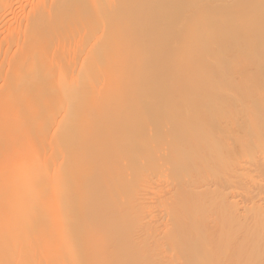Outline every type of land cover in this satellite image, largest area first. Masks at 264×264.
Wrapping results in <instances>:
<instances>
[{"label":"bare ground","instance_id":"6f19581e","mask_svg":"<svg viewBox=\"0 0 264 264\" xmlns=\"http://www.w3.org/2000/svg\"><path fill=\"white\" fill-rule=\"evenodd\" d=\"M264 0H0V264H264Z\"/></svg>","mask_w":264,"mask_h":264},{"label":"rangeland","instance_id":"374dc122","mask_svg":"<svg viewBox=\"0 0 264 264\" xmlns=\"http://www.w3.org/2000/svg\"><path fill=\"white\" fill-rule=\"evenodd\" d=\"M263 58H264V56H263Z\"/></svg>","mask_w":264,"mask_h":264}]
</instances>
